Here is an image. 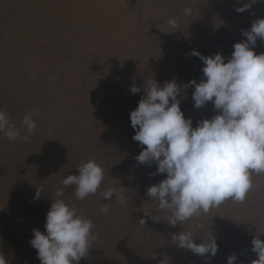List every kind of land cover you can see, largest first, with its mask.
Masks as SVG:
<instances>
[{
  "label": "rangeland",
  "instance_id": "rangeland-1",
  "mask_svg": "<svg viewBox=\"0 0 264 264\" xmlns=\"http://www.w3.org/2000/svg\"><path fill=\"white\" fill-rule=\"evenodd\" d=\"M57 1L56 0H27V1L26 0H0V89H1L0 90V109H3L7 113L10 121L12 120V118L14 119V120H12V123H14L15 126L17 125L18 127L17 126L16 127L19 130L20 129L26 130L25 127H22L21 121H22L23 117L31 111V108H32L33 111H31V112H33V113L35 112V114H33V116H32V119L35 121V124H36V128H35L34 132L30 135L31 139L34 140V143H33V140L31 142L30 138L27 141L23 140V137L25 135H27L28 133H27V130H26V132H24L23 130H22L23 131L22 132L20 130L21 133L17 137L18 139L16 138L17 139L16 141L12 140L13 144L15 146L12 144V141H11L12 145H10V147H9V145H4V144H7V142H6L7 138L5 136H3L4 135L3 133H0V149H1L0 150V172H1L0 173V192H1L0 193V253L4 254L5 258L9 261V264H40V260L37 257V250L34 249L29 243V241L33 238V231L32 230L33 229H39L41 232H45V227L42 224L44 223V225H45L46 214L50 208V205H51L50 203H52V199H56L54 194H55L57 188L62 187L61 182L64 178H66L67 175H69V174L78 175L79 172H78L77 167H78V165H80L82 163V162H80L81 160L77 161V159H74L73 161L70 160V162H68V161L63 162L62 161V163H60L61 160L59 159V157L61 158L63 155H65L66 151L64 152L63 149H65V150L67 149V147H66L68 145L67 142H65V144H64V141L63 142L58 141L56 143L54 142L51 145L52 149H48L49 145L46 143V139H47L48 134H49V132H47L48 131L47 122L50 119V117L52 118V115H56V113H55L56 110H53L52 107H50V106H49L50 108L47 106V108H49V109H46L45 106L43 107L44 103H43V105H42V103H40V107H42V109H38V110L41 112H39L38 110L34 111L36 108L35 105L37 106V104H39V102L37 101L39 98L38 93H39V95L43 94V96H41L42 98H44V97L46 98V95L43 92H40V90H39V92H37L36 95H35V93H33V94L31 93V94H27V95L26 94L19 95L16 92L14 84H12L13 82L9 79V75H10L9 73L11 71V67H13V66H11L13 63H10V62H12V60L10 59L11 56H9V55H12L11 52L14 49L15 50H19V49L20 50H25V49L26 50H30V49L32 50L33 48H31V47L35 48L37 46V45H34V44H36V43H34V42H36V40L37 41H39L40 39L42 40V37L44 38L45 35H48V36H45L46 38L50 37V36H54L58 32L56 31V34H55V32H54L55 30L51 29V28H47V29H38L37 28L39 31L37 30V32H34V31H36V29H35L36 26L32 25L31 27L27 28V29H29L28 32L30 31L29 34L26 32L27 29L24 32L25 34L31 35L32 37H30V36L25 37V34L22 35L23 34L22 32H20V34L17 33L19 37L21 36L23 38V36H24L23 39H25L24 41L26 43L24 41L21 42L22 38H18L19 39L18 41H20V42H18L17 44H15V43L12 44L10 39H11L12 34H13L12 32H14V31L11 30L13 28V26L11 25L12 24L11 21H13L12 19H20L21 17L22 18H27V17L28 18H39V17H42L43 19H46V18L50 19L51 17H53L52 20H54V19L62 20L65 17L67 18V15H69V16L75 15L76 17L80 16V18H82L85 15V14L83 15V13L86 11V9L88 10V12L91 13V16L93 15L94 17H97L99 15V17H101L100 16V15H102L101 11L103 10V12H105L104 11L105 8H102V10L100 8L108 5L107 3H110V1L112 2L114 0H109V2H107V0H95V1L94 0H77V1L72 0L70 2L69 6H65L66 8L63 6L64 4H62V6H60V3H62L60 1H62V0H57ZM98 1H100V2H98ZM124 1L128 6L118 7L120 9L119 11H121V14L120 13L116 14L115 15L116 17H121V16L124 17L126 13H128V15L126 14V16H130V13H133L132 6L134 5V7H135L137 4L136 7H138V3L139 4L142 3L141 4L142 7L139 6V8H137V9H139V12L141 13L143 11L145 13L144 17H142V18H147V17L148 18L149 17H151V18L155 17L156 18L158 16L162 17L163 14H162V9L160 8V6L168 3L170 0H124ZM31 2H33V3H31ZM76 2H78V3H76ZM93 3L95 5L97 3H99V5H96L99 7H94ZM102 3L103 4L106 3V5H103ZM152 3L153 4L155 3L154 5H156V3H157V5H160V4L161 5L159 7H157V6L148 7L149 4L153 5ZM210 4H212V6H214L215 8L213 7L214 8L213 9L210 6ZM246 4H250L251 6L248 7L245 11H242V12L236 11V8L238 6L243 7ZM58 5L60 6V8ZM86 5L88 6L89 9L86 7ZM90 6H92V7L90 8ZM31 7H32V9H31ZM155 7H157V8H155ZM201 7H202V9H201ZM198 8H200V11L202 14V15L200 14V16H197L199 19L197 17H195L194 15H192L194 17V18H192L194 20V22L191 19L193 22V24H192V22L190 21V18H185L184 19L185 21L183 22L184 24H182L180 26L182 31L179 28V32L182 33L179 35L180 38L179 37L177 38L178 41H174V42L170 41L169 42L171 44L172 43L175 44L178 42V44H180L182 46L188 45L189 50H162V51L157 50L159 52H157L156 50H141L142 52H146L145 56L149 59V61L153 65H155L156 67H157V65H158V67H160L161 65H162L161 67H163V66L167 65L168 63L170 65V64H172L170 62H173L174 60L176 61L177 60L176 57H178V58H180L179 60H181V62L183 64L186 63L185 65H188V64L192 65L193 64V66L204 67L203 61L199 57H197L195 55H191V52L193 50L198 51L202 56H205V57H207L209 55H214L216 53H220L225 58V61H226V60L231 58V54L234 51L233 45L236 42H242V41L246 40V37L242 34V30H249L252 26L253 21H255L256 19L264 18V0H256L255 3H252V0H228V1L227 0H207L205 2L200 3V5H198ZM121 9H123V10H121ZM158 9H160V10H158ZM202 10H203V12H202ZM94 11L97 13H94ZM122 11H125V13L123 12L124 14H122ZM50 12H52V13H50ZM74 12H77V14L76 13L74 14ZM34 14H35V16H34ZM59 14H60V16H59ZM117 15H121V16H117ZM219 16H220V18H219ZM216 17H217V20L215 19ZM59 18H62V19H59ZM188 19H189V21H186ZM10 26H12V27H10ZM34 26H35V28H32ZM215 27H216V29H215ZM31 28H32V32H34L33 35H32L31 30H30ZM33 29H35V30H33ZM69 30H68L69 32L72 31V29H70V28H69ZM215 30H217V31H215ZM75 31L80 32L81 30H75ZM9 32H11V34H9ZM41 32L43 33L42 36H38V35H41ZM49 32H50V35H49ZM51 32L54 34L51 35ZM79 32H77V33H79ZM132 32H134V31H132ZM35 33H37L36 38H35ZM44 33H46V34H44ZM80 33H84V32L81 31ZM136 33H139V32H136ZM136 33H135V35H136ZM15 34H16V32H15ZM60 35H64V33L59 32L56 36H60ZM154 36H156V35H154V34L149 35V37L152 40L155 38ZM39 37H40V39H39ZM27 40L32 41L31 47H29L31 45L30 41H27ZM33 40H34V42H33ZM43 40H45V38ZM64 40H66V42L68 41L67 43L63 41L64 44L67 45L69 43L68 44L69 46L68 45L64 46L63 42L61 45H63L66 49H69L70 48L69 40H67V39H64ZM6 46L8 47V49ZM14 46H16V47L13 48ZM46 50H48V49H46ZM253 50L256 52V54L264 53V41H261L258 38L256 46ZM177 53L179 56L177 55ZM6 54H7V56H6ZM23 55H26V54L24 53ZM23 55H22V57H23ZM26 56L27 57L30 56L31 59L33 57V56H31V54L26 55ZM171 59H173V60L171 61ZM26 60H27V64L29 65L30 63H28V61H30V60H28V58ZM44 76L45 75H43V78H44L43 84L46 85V86L44 85L45 87H47V86H48V88L53 87V84L55 86H57L58 83L60 85L59 80L53 78L54 79V81H53L52 77L49 76L50 82H48L49 77L47 79H45L46 76L45 77ZM56 83H57V85H56ZM11 85H13V86H11ZM44 86H42V88H41L42 90H43V88H45ZM43 91H45V89ZM16 95H17V97L18 96H21V97L17 98ZM29 95H30V97H29ZM9 96H11V97H9ZM22 96H24V97H22ZM30 98L31 99L33 98L32 102L35 101V103H36L35 105H33L34 102L32 103L30 101ZM189 98L191 99V96H189ZM19 99L22 100L21 103L19 102L20 101ZM43 100H41V101H43ZM185 100H186V97H185ZM44 101H45V105H47V103H46L48 101L47 98ZM181 101H182V103L184 102L183 100H181ZM188 101H190V100H188ZM191 101H193V99ZM26 102L29 104V108H28V104H26ZM180 104H181V102H180ZM20 105H21V107H20ZM22 105H24V106H22ZM209 107H210V104H209ZM14 109H15V111H14ZM43 109L45 111H42ZM17 111L21 112V113H18ZM93 111L95 113L94 112H92V113H93V115L95 114L94 116L96 117L97 110L96 111L93 110ZM13 112H15V113H13ZM92 113H88V123H87L86 128L90 127L92 129L94 127L92 125V123L94 121L92 119L93 117L91 116ZM19 114H22V115L18 116ZM187 115L189 116V114H187ZM187 115L185 117L186 119L189 118ZM196 115H199V114H196ZM15 116H16V118L18 117V119H16ZM53 117H55V116H53ZM19 119H21V120L19 121ZM191 119L193 121L194 117L193 118L191 117ZM15 121H17V123L18 124L20 123V124L18 125ZM99 121L100 122H98V123H100V124L98 125V123H97V126H98L97 129H99L101 127H102L101 129H103V130L99 129V131L105 132V130H106V132H108V130L109 131L112 130L111 127H113V123L111 122V120L109 121L108 118L105 119V117L103 116L102 119ZM195 121H196V119L193 122H195ZM110 122L112 124H110ZM91 125H92V127H91ZM130 135L131 134L127 135L128 137H125L124 138L125 140L123 139L121 141V143H120L121 148H120V150L116 151L117 153H115L116 155L119 154L120 156L119 155L118 156L112 155L113 157L111 156L112 158L116 157V159L114 158L115 160H113V162H111L110 166L108 164L105 165V163H101V161H100V160H102V158L105 159V155L108 156L109 154H101V155H99V158H100V156L102 157V155H103V157L101 159L97 158L100 161L99 164L101 166L103 165L105 168V169L103 168L104 173H105V178H104V181L102 182V184L100 186V189L98 190V192L95 195H89L87 198H85L82 201L76 200V198H74L75 197L74 188H73L74 186H72V187L70 186L69 188L65 189L66 191H64V195H63V197H61V199L65 200L66 203H70V204L75 205V207L78 210H80L86 218L91 219L95 225V228L93 231H94V233L98 234V239L93 243V245L89 251L88 257L85 260H84V258H82L79 261V264H124V263L125 264H127V263L128 264H157V263H160V264H178L179 263V264H181L182 261H185L182 264H227V260H228L227 256H229V254L230 255L235 254L236 259L238 258V256L236 255L238 253L237 250H239V249H237V245L242 244L243 242H244L243 243L244 246H245V243H247L245 246V248H246L245 250L246 251L249 250V251L244 252L246 254L248 253V255H246V254L243 255V253H240V254H242V257L247 256L249 258L252 255L253 259L249 258V260H247L248 262L250 261L249 264H252L251 261L258 259V256H256L257 254L250 253V252H253L251 250L252 245H251V247L248 246V248H247V245H249V241L252 244V239H253V237H255L257 230L259 229L258 226L262 223L260 219H258V218L255 219V217L252 216V211H250V210H252L251 206H253L254 208L253 207L252 208L255 210L258 207V205L256 204V203H258V200H259V197L258 198L256 197L257 194L254 196V200L252 199L253 205L251 204V202H248L249 206L247 205L245 207V209L242 208L243 206L242 207L240 206V205H242L241 202L239 204V202H233L231 199H228L225 202H223L219 207L211 209L207 214L201 215L199 217L194 216L193 218H191L190 220H188L186 222H183L182 224H177L175 226H171L169 224V222L167 221V216L169 215L167 210H161L158 207L159 202L156 200H151V197H149L147 195V188L152 186V185L158 184L161 180L166 178L167 174L163 173V174L151 175V174L157 172V164L155 162H153L151 164H141L135 159V157L142 151V147H146V146H140L139 142L133 140L132 137L134 135L131 136V139L129 138ZM45 136H47V137H45ZM4 139H5V141H4ZM63 139H65V138H63ZM129 139H130V141H129ZM21 140H23V141H21ZM124 142H126V144ZM16 143H17V145H16ZM45 143L47 145L46 148H44ZM61 143H63V145ZM30 144H34V145L36 144L38 146L35 145L33 147V145H30ZM54 144H56V145H54ZM122 144H124L123 147H122ZM128 144L130 146H128ZM58 145H59L58 149L59 148H60V150L62 149L60 152L58 149H57L58 151L55 150ZM7 146L9 148H7ZM126 146H128V148ZM5 147L7 148V150H5ZM22 147H25V148H22ZM29 147H31V148L28 150ZM34 148H36V152H35ZM77 148H75L76 150L74 149L75 154L77 151H80V147H79V149H77ZM8 149H10V150H8ZM25 149H26V151H25ZM122 149H123V151H122ZM22 150H23V152L24 151L25 152L23 153ZM38 150L39 151L41 150V151L39 152ZM54 150H55V152L52 153V151H54ZM127 150L128 151L130 150V151L127 152ZM7 151H9V152L7 153ZM11 151L13 152V154H10ZM32 151H34L35 153ZM43 151L45 152V154L43 153ZM49 151H51V152H49ZM120 152H121V154H120ZM50 153H51V155H50ZM123 153L124 154L126 153L125 157H124V155H122ZM41 154L43 156H41ZM46 154H48V155L46 156ZM7 155L9 157H7ZM76 155H77L78 159H84L83 157L78 156V154H76ZM1 156H3V157H1ZM48 156H50V158L53 160L52 162ZM107 156H106V158L110 157V156H108V157ZM73 157L76 158V156H73ZM11 158H13V159H11ZM37 159H38V161H37ZM44 159H46V160L44 161ZM58 159H59V162H57ZM109 160H111V158H109ZM116 160H117V162H116ZM76 161H77V163H76ZM39 162H41V163H39ZM53 162L58 163V165L61 164L60 167L64 163V165H63L64 169H62L63 167L60 168L55 163L53 164ZM96 162H98V161H96ZM44 163H45V165H44ZM72 163L74 165H76V167L74 166L75 168L73 167ZM113 164L116 166H113ZM34 165H35V167H34ZM42 165H44V166H42ZM41 166H42V168H41ZM54 166L58 167V169H56V167H54ZM65 166H66V168H65ZM105 166L106 167L108 166V168L109 167L110 168L106 169ZM111 167H112V169H111ZM35 168H38L40 171L38 169H35ZM48 168H49V170H48ZM50 168H52V169H50ZM36 170H38V171H36ZM53 170H56V171H53ZM57 170H58V172H57ZM62 170H64V171L62 172ZM70 170H72V173H70L71 172ZM73 171H74V174H73ZM29 172L31 174L32 173L33 174L31 175ZM36 172H37V174H36ZM38 172L44 174V176L43 175L40 176V174ZM77 172H78V174H77ZM138 173H139V175H137ZM62 174H64V175H62ZM53 175H54V177H53ZM29 176L31 179L29 178ZM38 176H39V179H38ZM47 176H48V178H47ZM62 176H63V178H62ZM41 177L44 179H42ZM58 177H61L62 180H61V178H58ZM33 178H34V181L32 180ZM45 178H47V181ZM12 179H15L16 181L13 180L14 181L13 182ZM17 179L19 182L17 181ZM27 179H30L31 181L27 180ZM26 180H27V182H26ZM6 182H8V183L6 184ZM40 182L44 183L45 185L41 184ZM14 184H15V186H14ZM22 184H24V185H22ZM32 185H34V186H32ZM24 186H26L27 190L29 187L30 191L29 190L27 191ZM32 187H34V188L32 189ZM120 187L124 188V193L126 196V203L125 204H118L115 196H113L111 201L102 200L100 198V194L103 191L107 190L108 188L119 189ZM37 188L43 190L39 199L34 198V196H36L35 193L37 192ZM8 190H9V192H8ZM72 190H73V192H72ZM27 192H28V194H27ZM29 192L32 196L29 194ZM258 195H259V193H258ZM19 197H21V198H19ZM30 197H32L33 199H30ZM255 198L257 201L255 200ZM254 201H256V202H254ZM103 203H108L110 205V210L108 213H102L100 211ZM255 204H256V206H255ZM33 205H35V206H33ZM239 207H241L243 209V211L241 210V208L239 209ZM19 208L21 209V211ZM239 210H241V214L238 213V212H240ZM246 211H248V212L250 211L249 212L250 214L247 213ZM145 212H149V214L147 216H145ZM153 216H154V220L152 219ZM141 218H144L145 220H147L144 227H142V226L140 227V225H139V220ZM222 219L223 220L227 219V220L223 221ZM3 222H4V224H3ZM225 222L227 225L224 224ZM258 222H260V223H258ZM256 223H258V224L256 225ZM198 225H202V227L198 228L197 227ZM218 225L221 226L222 228L219 227ZM250 225H253V228H251L252 226L250 227ZM254 226H256V228ZM240 227H241L242 232L246 231L247 234L246 233L243 234L240 230ZM247 227L250 230L251 229H254V230L247 231L248 230ZM218 228H221V230ZM223 228L226 230V232H224L225 230ZM235 228L239 229L240 231H238L237 229L234 230ZM245 229H247V230H245ZM255 229H256V231H255ZM187 231H194L195 235H199L201 233L200 237H197V240H196L197 243H200L201 242L200 240L205 239L207 237V235L210 232H212L216 238V241L219 243V245L222 244V246L221 245L219 246L218 243L216 242L217 245L221 248L222 247H224V248H222V250L220 251L221 248L218 247V250H217L218 252H216L215 256H212V257H209L207 254H206V257L205 256H197L196 254L193 255L194 253L192 251L190 252V250H187L186 248H180L175 242L172 241L173 235L179 234L180 232H187ZM198 231H200V232L198 233ZM238 232H240V233L237 234V236H235L236 233H238ZM169 235H170V238L172 240L169 239V237H168ZM204 235H206V236H204ZM239 235L244 240H242L241 237H240L241 238L240 239ZM251 235H254V236H251ZM203 236H204V238H203ZM236 239H237V241H236ZM238 240H240V241H238ZM240 246L241 245H239L238 247L244 248L243 246L242 247H240ZM223 249H225V250L223 251ZM172 250L174 253L172 252ZM177 250H178V252H176ZM226 251L228 252L227 255L225 253ZM178 254H180L181 256ZM189 254L191 255V257H189ZM222 254H224V256H222ZM253 254L255 256H253ZM177 256H179V257L176 258ZM182 257H183V259L180 262ZM248 258H246V259H248ZM123 259H125V260H123ZM244 259L245 258H241V256H240V258H238L237 261H235L236 262L235 264H239L238 261L242 262ZM246 259L244 261L248 264ZM175 261H177V262H175Z\"/></svg>",
  "mask_w": 264,
  "mask_h": 264
},
{
  "label": "clouds",
  "instance_id": "clouds-1",
  "mask_svg": "<svg viewBox=\"0 0 264 264\" xmlns=\"http://www.w3.org/2000/svg\"><path fill=\"white\" fill-rule=\"evenodd\" d=\"M256 0H252L255 3ZM250 4L237 7L245 11ZM192 9L185 8L184 15ZM168 25L178 29V21L169 18ZM245 41L236 42L231 58L225 62L220 54L202 56L193 50L204 64L200 83L191 80L184 89L194 85V107L201 108L212 102L217 114L203 119L196 127L192 119L185 118L177 99L181 92L175 80L162 87L154 80L145 81L144 97L130 112L131 126L135 130L133 140L139 142L142 151L135 157L141 164H157L155 174L166 173V178L147 188L151 200L158 201L161 210H167L171 226L182 224L191 218L207 214L231 199L243 202L253 187L252 173L264 174V53L253 50L257 39L264 41V18L253 21L249 30H242ZM132 94L141 91L133 85ZM33 112L26 114L21 124L27 130L25 141L36 128ZM0 133L15 140L20 130L10 122L7 113L0 109ZM78 175H67L62 187L55 192L46 214L45 232L33 229L30 245L37 250L40 264H79L88 257L93 243L98 239L94 222L86 218L75 205L66 203L65 189L74 186L76 200L95 195L105 178L104 169L95 160L82 162ZM42 189H37L39 199ZM118 204L126 203L124 188H108L100 194L102 200ZM110 205L103 203L100 211L108 213ZM149 212H145L147 216ZM154 220V216L152 217ZM141 218L139 225L144 227ZM198 228L202 225H198ZM194 231L173 235V242L180 248L191 250L199 256H215L218 245L212 232L196 242ZM258 259L252 264H264V241L258 236L252 239V249ZM236 257H228L227 264H235ZM0 264H9L0 253Z\"/></svg>",
  "mask_w": 264,
  "mask_h": 264
},
{
  "label": "bare ground",
  "instance_id": "bare-ground-1",
  "mask_svg": "<svg viewBox=\"0 0 264 264\" xmlns=\"http://www.w3.org/2000/svg\"><path fill=\"white\" fill-rule=\"evenodd\" d=\"M27 1V0H26ZM57 1V0H56ZM72 0H62L60 2V6H62V4H64L63 6H69L70 2ZM77 1V0H76ZM95 1V0H94ZM207 0H170L168 3L160 6V5H151L149 4L148 7H153V6H157L162 9V17H147V18H142L144 17L145 13L142 11L141 13L139 12V6H141V4L138 3V7L137 4L134 7V5L132 6V11L133 13H130V16H126V14L128 15V13L125 14V16H121V15H117V16H121V17H116V14H121V11H119L120 9L118 7H126L128 6L124 0H114V1H110V3H107L108 5H106L104 7H101L100 9L102 10V8H105L102 15H100L101 17H99V15L97 17H94L93 15L91 16V13L88 12V10L86 9V11L83 13V17L80 18V16L76 17L75 15H67V18L62 19V20H58V19H54L52 20L53 17H51L50 19L46 18L43 19L42 17L39 18H20V19H12L13 21H11V25L13 26V28L11 30H13L14 32H12V37H11V42L12 44H17L19 39L18 38H22L21 36L19 37L17 33L20 34V32H22L21 34L24 35L25 30L28 27H31L32 25H35L32 28H35L37 32L38 29H47V28H51L54 29L55 34L56 31L59 33H64V35H60V36H50V37H45L48 35H45L44 38L45 40H43L44 38L42 37V40L39 37V41L36 40V43L34 45H37L35 48L31 47L32 46V41H30L31 45L29 47L33 48L32 50H13L11 52L12 55L11 56V60L13 63L11 66V71H10V75H9V79L13 82L12 84H14L16 92L19 95H23V94H33L35 93V95L37 94V92H43L46 95L47 98V105H45V101L46 98H42V95H39L38 93V102L39 104H37V106L35 105V101L33 105H35V110L37 111L38 109H42V107H40V103H44L43 107L45 106L46 109H49L50 107H52L53 110H56V115H52V118L50 117V119L48 120L47 124H48V137L46 139V143L49 145L48 149H52V144L55 142H60V141H64L67 142V149H63L65 152V155H63L61 158L59 157V159L61 160L60 163H62V161H68L70 162L73 161L74 159L81 160L80 162H86L88 160H96L98 161L97 163L99 164V162L101 161V163H105V165H109L111 164V162H113V160L116 159V157L112 158V155H116L115 153H117L116 151L120 150L121 148V141L125 138L128 137L127 135H130V139L132 135H135V130L133 129V127L131 126V121H130V112L132 110H135L138 102L144 97L145 93H144V87L146 88L147 85L144 84L145 81L154 79L161 87L168 81H173L175 80V82L177 83L178 86H180L181 88V92L178 95L177 99L180 100L181 104H180V108L182 110V112L184 113V116L186 117L187 114H189L188 117H194L193 121L196 119L195 122L192 121V125L193 127H196L198 122L203 120V119H211L214 115L217 114V111L214 110V106L212 104V102H207L203 107L201 108H196L194 107V100L191 101L192 98V93L194 92L195 86L192 85L190 87H188L187 89L183 88L184 84H187L189 81L191 80H196L197 83H200V81L202 79H205V77L203 76V72L202 69L203 67H199V66H193L192 65H185L181 62V60H179L180 58L176 57L177 60L170 62L172 64L169 65V63L163 67H157L155 65H153L149 59L145 56L146 52H142L141 50H189L188 45L187 46H182L180 44L177 43H169L174 42V41H178V37L180 34L179 32V28L182 24H184L183 22L185 21V18H190V21L192 22V18H194L192 15H194L195 17L200 16L201 11L200 8H198V5H200V3L205 2ZM228 1V0H227ZM55 2V1H54ZM58 2V1H57ZM56 2V3H57ZM81 2V1H80ZM92 2V1H91ZM100 2V1H98ZM107 2H109V0H107ZM141 2V1H140ZM145 2V1H144ZM200 2V3H199ZM33 3V2H31ZM39 3V2H38ZM78 3V2H76ZM75 3V4H76ZM215 3V2H214ZM15 4V3H14ZM51 4V3H50ZM54 4V3H53ZM52 4V5H53ZM59 4V3H58ZM94 4V3H93ZM92 4V5H93ZM101 4V5H102ZM209 4V3H208ZM207 4V5H208ZM31 5V4H30ZM57 5V4H56ZM89 5V4H88ZM91 5V4H90ZM96 5H99V3H97ZM94 4V7H99L96 6ZM100 5V6H101ZM146 5V4H145ZM144 5V6H145ZM206 5V4H205ZM59 6V5H58ZM59 6V8H60ZM83 6V5H82ZM209 6V5H208ZM210 6L213 8L214 6H212V4H210ZM86 7L88 8V6L86 5ZM85 7V8H86ZM92 6H90L91 8ZM155 7V8H157ZM200 7V6H199ZM239 7V6H238ZM23 8V7H22ZM63 8V7H62ZM66 8V7H65ZM185 8H191V14L190 15H184L183 14V10ZM205 8V7H204ZM215 8V7H214ZM213 8V9H214ZM32 9V7H31ZM58 9V8H57ZM77 9V8H76ZM89 9V8H88ZM124 9V8H123ZM121 9V10H123ZM202 9V7H201ZM206 9V8H205ZM225 9V8H224ZM34 10V9H33ZM36 10V9H35ZM38 10V9H37ZM44 10V9H43ZM47 10V9H46ZM150 10V9H149ZM157 10V9H156ZM160 10V9H158ZM57 11V10H56ZM98 11V10H97ZM126 11V10H125ZM125 11H122V14L125 13ZM219 11V10H218ZM55 12V11H54ZM79 12V11H78ZM100 12V11H99ZM124 12V13H123ZM148 12V11H147ZM156 12V11H155ZM203 12V10H202ZM27 13V12H26ZM25 13V14H26ZM52 13V12H50ZM66 13V12H65ZM77 14V12H74V14ZM94 13H97L94 11ZM154 13V12H153ZM222 13V12H221ZM233 13V12H232ZM36 14V13H35ZM34 14V16H35ZM62 14V13H61ZM68 14V13H67ZM82 14V13H81ZM38 15V14H37ZM53 15V14H52ZM63 15V14H62ZM104 15V16H103ZM115 17H114V16ZM154 15V14H153ZM161 15V14H160ZM202 15V14H201ZM206 15V14H205ZM7 16V15H6ZM39 16V15H38ZM55 16V15H54ZM60 16V14H59ZM82 16V15H81ZM207 16V15H206ZM205 16V17H206ZM228 16V15H227ZM33 17V16H32ZM49 17V16H48ZM214 17V16H213ZM19 18V17H18ZM169 18H175L178 21V29H176V31L174 32H170L172 31V29L170 28V26L168 25L167 21L169 20ZM198 18V17H197ZM212 18V17H211ZM220 18V16H219ZM218 18V19H219ZM8 19V18H7ZM192 19V20H191ZM199 19V18H198ZM217 20V17L215 18ZM235 19V18H234ZM202 20V19H201ZM186 21H189L186 20ZM209 21V20H208ZM213 21V20H212ZM194 22V20H193ZM192 22V24H193ZM10 23V22H9ZM8 23V24H9ZM186 23V22H185ZM188 23V22H187ZM236 24V23H235ZM10 26V27H12ZM44 26V27H43ZM9 27V26H8ZM202 27V26H201ZM218 27V26H217ZM32 28L30 29L32 32ZM38 28V29H37ZM70 29H72L71 32H69ZM33 29V30H35ZM216 29V27H215ZM10 30V29H9ZM29 29L26 30V32L29 34L30 31L28 32ZM69 30V31H68ZM75 30H81L84 33H77ZM181 30V28H180ZM8 31V30H7ZM39 31V30H38ZM45 31V30H44ZM48 31V30H47ZM51 31V30H50ZM134 31V32H132ZM182 31V30H181ZM217 31V30H215ZM16 32V34H15ZM32 32V35L33 33ZM53 32V31H52ZM51 32V35H53L54 33ZM139 32V33H136ZM40 33V32H39ZM38 33V34H39ZM66 33V34H65ZM134 33V34H133ZM136 33V35H135ZM154 34L156 36H154L155 38L152 40L149 35ZM9 34H11V32H9ZM25 34L26 36H30ZM36 34L35 33V38H36ZM42 32L41 35L38 36H42ZM46 34V33H44ZM138 34V35H137ZM187 34V33H186ZM50 35V32H49ZM9 36V35H8ZM184 36V35H183ZM153 37V36H152ZM24 38V36H23ZM22 38L23 42L25 39ZM180 38V37H179ZM27 39V38H26ZM67 39L70 42V48L66 49L64 46H67L64 44V42H66ZM21 40V39H20ZM64 41V42H63ZM25 42V41H24ZM63 42V45H61ZM68 42V41H67ZM66 42V43H67ZM26 43V42H25ZM262 43V42H261ZM21 44V43H20ZM23 44V43H22ZM28 44V43H27ZM39 44V45H38ZM9 45V44H8ZM210 45V44H209ZM17 46V45H16ZM16 46H14L13 48H15ZM19 46V45H18ZM24 46V45H23ZM26 46V45H25ZM50 46V47H49ZM69 46V45H68ZM7 47V46H6ZM28 47V48H29ZM48 47V48H47ZM12 48V47H11ZM68 48V47H67ZM255 48V47H254ZM3 49V48H2ZM8 49V47H7ZM17 49V48H16ZM22 49V48H21ZM24 49V48H23ZM48 49V50H46ZM195 49V48H194ZM217 50V49H216ZM234 50V49H233ZM7 51V50H6ZM141 51V52H140ZM157 51V52H159ZM10 52V51H9ZM30 55L33 56L32 59L29 57H27L26 55ZM144 55H143V54ZM164 53V52H163ZM162 53V54H163ZM212 53V52H211ZM23 55V57H22ZM161 55V54H160ZM178 55V53H177ZM7 56V54H6ZM179 56V55H178ZM30 60L28 61V63H30L29 65L27 64V59ZM30 58V59H29ZM175 58V59H176ZM174 59V58H173ZM171 59V61L173 60ZM154 61V60H153ZM152 61V62H153ZM150 62V63H149ZM155 62V61H154ZM227 62V60L225 61ZM162 63V62H161ZM183 65H182V64ZM152 64V65H151ZM155 64V63H154ZM191 64V63H190ZM160 65V64H159ZM10 66V65H9ZM9 68V67H8ZM3 71V70H2ZM7 71V70H6ZM43 75H45V79H47L49 76L57 80H59L60 85L58 83H56L57 86H55L53 84V87L48 88L45 87L46 85L43 84ZM48 82H50V77L48 78ZM8 81V80H7ZM54 81V79H53ZM52 82V81H51ZM56 82V81H55ZM58 82V81H57ZM43 84V85H42ZM45 85V86H44ZM48 85V84H47ZM52 85V84H51ZM135 85L139 88H141V91L132 94L130 89L131 87ZM13 86V85H11ZM42 86H44L45 88H43V90L45 89V91H43L41 88ZM14 88V87H13ZM7 89V88H6ZM11 89V88H10ZM1 90V89H0ZM5 93V92H4ZM12 93V92H11ZM2 94V93H1ZM14 95V94H13ZM189 96H191V99L189 98ZM11 97V96H9ZM14 97V96H13ZM12 97V98H13ZM17 97V95H16ZM21 97V96H18ZM17 97V98H18ZM24 97V96H22ZM28 97V96H27ZM30 97V95H29ZM34 97V96H33ZM186 97V100H185ZM16 98V99H17ZM22 99V98H21ZM25 99V98H24ZM33 99V98H32ZM32 99L30 98V101L32 102ZM44 99V100H43ZM18 100V99H17ZM20 100V99H19ZM23 100V99H22ZM20 100L19 102L21 103ZM26 100V99H25ZM43 100V101H41ZM181 100H185L183 103ZM190 100V101H188ZM25 102V101H24ZM32 102V103H33ZM37 102V103H38ZM16 103V102H15ZM26 104H28L26 102ZM210 104V107H209ZM25 105V104H24ZM22 105V106H24ZM31 105V104H30ZM39 105V106H38ZM41 105V106H42ZM16 106V105H15ZM47 106L49 108H47ZM21 107V105H20ZM24 108V107H23ZM28 108H29V104H28ZM34 108V107H33ZM20 110V109H19ZM22 110V109H21ZM29 110V109H28ZM52 110V111H53ZM93 110H97L96 112V117L93 115L92 112H94ZM12 111V110H11ZM15 111V109H14ZM31 111L32 108H31ZM30 111V112H31ZM39 111V110H38ZM42 111H45L44 109ZM48 111V110H47ZM51 111V112H52ZM18 112V111H17ZM41 112V111H39ZM15 113V112H13ZM21 113V112H18ZM88 113H92V119L94 120L92 125L94 126L92 129L86 128L87 123H88ZM95 113V112H94ZM35 114V112H34ZM191 114V115H190ZM199 114V115H196ZM22 114H19L18 116H20ZM55 116V117H53ZM105 117L109 119V121L111 120V122L113 123V127L111 131L108 132H102L99 131L97 123L100 122L99 120L102 119V117ZM16 118V116H15ZM20 118V117H19ZM18 119V117L16 118ZM15 119V120H16ZM12 120H14L12 118ZM12 120L10 121L12 123ZM21 119H19L20 121ZM46 120V119H45ZM17 123V121H15ZM46 122V121H45ZM102 122V121H101ZM110 122V124H112ZM14 124V123H13ZM18 124V123H17ZM20 124V123H19ZM18 124V125H19ZM44 124V123H43ZM46 124V123H45ZM100 123H98L99 125ZM91 125V127H92ZM17 126V125H16ZM45 126V125H44ZM110 126V125H109ZM108 126V127H109ZM18 127V126H17ZM21 127V126H20ZM24 127V126H22ZM110 128V129H111ZM21 130V129H20ZM23 130V129H22ZM21 130V131H22ZM103 130V129H101ZM20 131V133H21ZM24 132H26V130H23ZM22 131V132H23ZM4 136V135H3ZM31 142L33 139H31V136L29 137ZM33 138V137H32ZM65 138V139H63ZM133 138V137H132ZM6 139V138H5ZM4 139V141H5ZM18 139V138H17ZM17 139L13 140L16 141ZM127 139V138H126ZM129 139V141H130ZM24 140V139H23ZM21 140V141H23ZM125 140V139H124ZM12 140L6 139L7 144L4 145H12L11 144ZM44 141V140H43ZM5 142V143H6ZM30 142V141H29ZM30 142V143H31ZM36 142V141H35ZM15 143V142H14ZM20 143V142H19ZM24 143V142H23ZM34 143V140H33ZM44 143V142H43ZM42 143V144H43ZM46 143L44 148H46ZM126 144V142H124ZM27 144V143H26ZM29 144V143H28ZM63 145V143H61ZM14 145V144H13ZM17 145V143H16ZM33 145V147L36 145L34 144H30ZM56 145V144H54ZM60 145V144H59ZM59 145L57 146V148L55 149L56 151L59 150V152L62 150H60V148L58 149ZM15 146V145H14ZM24 146V145H23ZM38 146V145H36ZM65 146V145H64ZM124 146V144H122V147ZM128 146H130L128 144ZM128 146H126L128 148ZM7 146V148H9ZM28 147V146H27ZM78 147V148H77ZM80 147V151H77L76 154H78V156L83 157L84 159H78L77 155L75 154L74 149L77 148L79 149ZM7 148L5 147V150H7ZM12 148V147H11ZM25 148V147H22ZM31 147L28 148V150ZM37 148V147H36ZM36 148L35 152H36ZM54 148V147H53ZM125 148V147H124ZM4 149V148H3ZM58 149V150H57ZM126 149V148H125ZM1 150V149H0ZM4 150V151H5ZM10 150V149H8ZM52 151L53 152H55ZM76 150V149H75ZM26 151V149H25ZM24 151V152H25ZM39 151V150H38ZM41 151V150H40ZM39 151V152H40ZM123 151V149H122ZM130 151V150H129ZM127 150V152H129ZM9 151H7L8 153ZM12 152V151H11ZM10 154H13V152ZM23 152V150H22ZM23 152V153H24ZM34 152V151H32ZM34 152V153H35ZM51 152V151H49ZM33 153V154H34ZM38 153V152H37ZM43 153L45 154V152L43 151ZM57 153V152H56ZM2 154V153H1ZM19 154V153H18ZM58 154V153H57ZM101 154H109L108 157L107 155H105V159L102 158L99 155ZM121 154V152H120ZM126 154V153H125ZM125 154L123 153L122 155ZM5 155V154H4ZM3 155V156H4ZM9 155V154H8ZM7 155V157H9ZM48 154H46L47 156ZM51 155V153H50ZM119 155V154H118ZM116 155V156H118ZM121 155V156H122ZM1 156V157H3ZM34 156V155H33ZM41 156H43L41 154ZM45 156V155H44ZM55 156V155H54ZM73 156H76L73 157ZM106 156L108 158H106ZM112 156V157H111ZM120 156V155H119ZM14 157V156H13ZM25 157V156H24ZM38 157V156H37ZM50 158V156H48ZM79 157V158H80ZM17 158V157H16ZM34 158V157H33ZM43 158V157H42ZM102 158V160L99 161V159ZM109 158H111V160H109ZM121 158V157H120ZM4 159V158H3ZM13 159V158H11ZM27 159V158H26ZM35 159V158H34ZM51 159V158H50ZM59 159L57 162H59ZM64 159V160H63ZM6 160V159H5ZM46 159H44L45 161ZM8 161V160H7ZM38 161V159H37ZM40 161V160H39ZM42 161V160H41ZM53 160L51 159V162ZM55 161V160H54ZM76 161V163H77ZM15 162V161H14ZM67 162V163H68ZM107 162V163H106ZM117 162V160H116ZM34 163V162H33ZM41 163V162H39ZM43 163V162H42ZM55 162H53L54 164ZM66 163V162H65ZM115 163V162H114ZM38 164V163H37ZM52 164V165H53ZM57 166L60 167V165H58V163H55ZM80 164V163H79ZM116 164V163H115ZM28 165V164H27ZM39 165V164H38ZM45 165V163H44ZM42 165V166H44ZM47 165V164H46ZM64 165V163H63ZM63 165L60 167L62 168ZM68 165V164H67ZM73 167L76 165H74L72 163ZM100 165V164H99ZM41 166V168H42ZM103 166V165H102ZM113 166H116L113 164ZM33 167V166H32ZM35 167V165H34ZM39 167V166H38ZM56 167V166H54ZM74 167V168H75ZM106 167V166H105ZM21 168V167H20ZM23 168V167H22ZM46 168V167H45ZM66 168V166H65ZM72 168V167H71ZM104 168V166L102 167ZM110 168V167H109ZM108 166L106 167V169H109ZM28 169V168H27ZM38 169V168H35ZM52 169V168H50ZM56 169H58V167H56ZM64 169V167L62 168ZM68 169V168H67ZM70 169V168H69ZM105 169V168H104ZM112 169V167H111ZM39 170V169H38ZM36 170V171H38ZM49 170V168H48ZM60 170V169H59ZM17 171V170H16ZM40 171V170H39ZM46 171V170H45ZM51 171V170H50ZM49 171V172H50ZM56 171V170H53ZM61 171V170H60ZM64 170H62L63 172ZM72 173V170H70ZM19 172V171H18ZM28 172V171H27ZM42 172V171H41ZM58 172V170H57ZM1 173V172H0ZM9 173V172H8ZM30 173V172H29ZM35 173V172H34ZM41 175L44 176V174L38 172ZM46 173V172H45ZM55 173V172H54ZM68 173V172H67ZM31 174V173H30ZM33 174V173H32ZM31 174V175H32ZM37 174V172H36ZM66 174V173H65ZM74 174V171H73ZM78 174V172H77ZM12 175V174H11ZM30 175V176H31ZM35 175V174H34ZM64 175V174H62ZM72 175V174H69ZM139 175V173L137 174ZM9 176V175H8ZM29 176V178H30ZM60 176V175H59ZM21 177V176H20ZM32 177V176H31ZM46 177V176H45ZM54 177V175H53ZM52 177V178H53ZM67 177V176H66ZM9 178V177H8ZM12 178V177H11ZM35 178V177H34ZM34 178L32 179L34 181ZM42 178V177H41ZM48 178V176H47ZM47 178L46 181H47ZM61 178V177H58ZM63 178V176H62ZM61 178V180H62ZM252 182H253V187L251 188V190L247 193L246 199L241 202L242 205H240L243 209H245V207L248 205V202H251V204L253 205L252 199L254 200V196L257 194V198L259 197L258 203H256L258 205L257 209H253L254 207L251 206L250 211H252V216L255 217V219H260L261 220V224L258 226V230L257 233L255 235L259 237V239H261L262 241H264V174H255L252 173ZM7 179V178H6ZM26 179V178H25ZM31 179V178H30ZM27 179V180H30ZM39 179V176H38ZM44 179V178H42ZM50 179V178H49ZM54 179V178H53ZM52 179V180H53ZM9 180V179H8ZM7 180V181H8ZM15 179H12V181ZM23 180V179H22ZM26 180V182H27ZM16 181V180H15ZM18 181V179H17ZM31 181V180H30ZM29 181V182H30ZM40 181V180H39ZM45 181V182H46ZM11 182V181H10ZM14 182V181H13ZM19 182V181H18ZM21 182V181H20ZM36 182V181H35ZM60 182V181H59ZM8 182H6L7 184ZM12 183V182H11ZM23 183V182H22ZM25 183V182H24ZM34 183V182H33ZM37 183V182H36ZM41 183V182H40ZM58 183V182H57ZM17 184V183H16ZM27 184V183H26ZM44 184V183H41ZM24 185V184H22ZM40 185V184H39ZM45 185V184H44ZM58 185V184H57ZM15 186V184H14ZM30 186V185H29ZM34 186V185H32ZM25 189L27 190L26 186H24ZM23 187V188H24ZM39 187V186H38ZM43 187V186H42ZM72 187V186H71ZM15 188V187H14ZM22 188V189H23ZM34 187H32L33 189ZM41 188V187H40ZM59 188V187H58ZM74 188V187H73ZM2 189V188H1ZM13 189V188H12ZM38 189V188H37ZM72 189V188H71ZM70 189V190H71ZM29 190V187H28ZM27 190V191H28ZM36 190V189H35ZM30 191V190H29ZM33 191V190H32ZM31 191V192H32ZM66 191V190H65ZM9 192V190H8ZM23 192V191H22ZM73 192V190H72ZM1 193V192H0ZM34 193V192H33ZM259 193V195H258ZM8 194V193H7ZM23 194V193H22ZM28 194V192H27ZM30 194V192H29ZM36 194V193H35ZM66 194V193H65ZM21 195V194H20ZM31 195V194H30ZM34 195V194H33ZM24 196V195H23ZM28 196V195H27ZM32 196V195H31ZM26 197V196H25ZM24 197V198H25ZM35 197V196H34ZM66 197V196H65ZM74 197V196H73ZM21 198V197H19ZM61 198V197H60ZM75 198V197H74ZM73 198V199H74ZM30 199H33L32 197H30ZM70 200V199H69ZM256 200V198H255ZM4 201V200H3ZM31 201V200H30ZM40 201V200H39ZM46 201V200H45ZM257 201V200H256ZM254 201V202H256ZM29 202V201H28ZM43 202V201H42ZM66 202V201H65ZM71 202V201H70ZM15 203V202H14ZM37 203V202H36ZM247 203V204H246ZM51 204V203H50ZM240 204V202H239ZM255 204V206H256ZM29 205V204H28ZM22 206V205H21ZM35 206V205H33ZM47 206V205H46ZM249 206V205H248ZM239 207V209L241 208ZM253 207V208H252ZM7 208V207H6ZM238 208V207H237ZM241 208V210L243 211V209ZM15 209V208H14ZM20 209V208H19ZM250 209V208H249ZM29 210V209H28ZM34 210V209H33ZM40 210V209H39ZM48 210V209H47ZM241 210H239L241 214ZM247 210V209H246ZM21 211V209H20ZM23 211V210H22ZM26 211V210H25ZM46 211V210H45ZM49 211V210H48ZM249 211V212H250ZM247 213H249L248 211H246ZM245 212V213H246ZM44 214V213H43ZM46 214V213H45ZM243 214V213H242ZM250 214V213H249ZM32 218V217H31ZM43 218V217H42ZM236 218V217H235ZM223 220V219H222ZM227 220V219H224ZM223 220V221H224ZM259 220V221H260ZM36 221V220H35ZM147 221V220H146ZM257 221V220H256ZM45 222V221H44ZM220 222V221H219ZM217 223V222H216ZM222 223V222H221ZM260 223V222H258ZM256 223V225L258 224ZM4 224V222H3ZM218 224V223H217ZM226 224V222L224 223ZM36 225V224H35ZM44 226V223L42 224ZM221 225V224H220ZM223 225V224H222ZM227 225V224H226ZM255 225V224H254ZM216 226V225H215ZM219 226V225H218ZM252 226V227H251ZM141 227V226H140ZM139 227V228H140ZM217 227V226H216ZM221 227V226H219ZM242 227V226H241ZM240 227V230H241ZM249 227V226H248ZM247 227V228H248ZM251 228H253V225H250ZM256 228V226H254ZM32 228V227H31ZM222 228V227H221ZM221 228H218L221 230ZM225 228V227H224ZM223 228V229H224ZM238 228V227H237ZM237 228H235L234 230H236ZM217 229V228H216ZM225 230V229H224ZM238 231H240L239 229H237ZM244 230V229H243ZM247 230V229H245ZM250 229L248 228L247 231H249ZM254 230V229H251ZM250 230V231H251ZM4 231V230H3ZM256 231V229H255ZM200 231H198L199 233ZM203 232V231H202ZM222 232V231H221ZM226 232V230L224 231ZM235 232V231H234ZM237 232V231H236ZM242 232V230H241ZM254 232V231H253ZM197 233V234H198ZM240 232L236 233L235 236H237V234H239ZM243 234L246 233V231L242 232ZM241 233V234H242ZM255 233V232H254ZM7 234V233H6ZM201 234V233H200ZM199 235H196L197 237H200ZM240 234V235H241ZM247 234V233H246ZM239 235V238L241 237ZM148 236V235H147ZM206 236V235H204ZM203 236V238H204ZM243 236V235H242ZM246 236V235H245ZM254 236V235H251ZM250 236V237H251ZM169 239L170 235L168 236ZM202 237V236H201ZM237 238V237H236ZM242 238V237H241ZM240 238V239H241ZM254 238V237H253ZM199 239V238H198ZM172 240V239H171ZM197 240V239H196ZM203 240V239H202ZM242 240H244L242 238ZM247 240V239H246ZM173 241V240H172ZM201 241V240H200ZM224 241V240H223ZM237 241V239H236ZM240 241V240H238ZM217 242V241H216ZM225 242V241H224ZM223 242V243H224ZM4 243V242H3ZM218 243V242H217ZM244 243V242H243ZM242 244H238L237 245V250L238 253L236 254L238 256V258H248L246 257H242V254L245 255L246 253L244 252H248L245 249V246L247 243H245V246ZM3 245V244H2ZM219 245V243H218ZM222 246V244H220ZM219 245V246H220ZM225 245V244H224ZM241 245L240 247H244V248H239L238 246ZM251 243L249 241V245L248 246L251 247ZM11 246V245H10ZM218 246V247H219ZM221 248V247H219ZM224 248V247H222ZM222 248L220 249V251L222 250ZM234 248V247H233ZM236 249V248H235ZM234 249V250H235ZM250 249V248H249ZM252 249V248H251ZM169 250V249H168ZM188 250V249H187ZM225 249H223L224 251ZM125 251V250H124ZM173 252V250H172ZM178 252V250L176 251ZM187 252V251H186ZM191 252V250H190ZM218 252V251H217ZM174 253V252H173ZM189 253V252H188ZM224 253V252H223ZM227 255V251L225 252ZM236 253V252H235ZM250 253H254V252H250ZM176 254V253H175ZM192 254V253H191ZM232 254V253H231ZM234 254V253H233ZM256 254V253H255ZM102 255V254H101ZM180 255V254H178ZM195 255V254H193ZM197 255V254H196ZM235 255V254H234ZM248 255V253L246 254ZM181 256V255H180ZM199 256V255H197ZM222 256H224V254H222ZM229 256H231L229 254ZM227 256V259L228 257ZM250 256V255H249ZM253 256H255L253 254ZM257 256V255H256ZM107 257V256H106ZM179 256H177L176 258H178ZM189 257H191V255L189 254ZM195 257V256H194ZM206 257V255H205ZM174 258V257H173ZM224 258V257H223ZM237 258V259H238ZM252 258V255L251 257ZM246 259L247 260H249ZM257 258V257H256ZM175 259V258H174ZM183 257L181 258L180 262L182 261ZM226 259V258H225ZM236 259V261H237ZM244 259V260H245ZM253 259V258H252ZM85 260V259H84ZM125 260V259H123ZM172 260V259H171ZM177 260V259H176ZM185 260V259H184ZM240 260V259H239ZM238 261L239 264H245V261ZM251 260V259H250ZM254 261V260H253ZM120 262V261H119ZM129 262V261H128ZM177 262V261H175ZM185 262L182 261L181 264ZM245 262V263H244ZM248 262V261H247ZM250 262V261H249ZM248 262V264H249ZM123 263V262H122ZM236 263V262H235ZM252 263V261H251ZM125 264V263H124ZM128 264V263H127ZM160 264V263H157ZM179 264V263H178ZM247 264V263H246Z\"/></svg>",
  "mask_w": 264,
  "mask_h": 264
}]
</instances>
